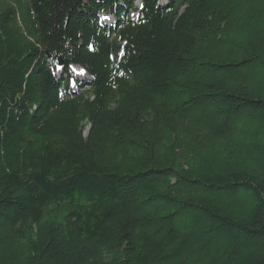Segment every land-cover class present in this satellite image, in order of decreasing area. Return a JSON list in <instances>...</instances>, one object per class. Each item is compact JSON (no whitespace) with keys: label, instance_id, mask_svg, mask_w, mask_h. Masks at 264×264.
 Instances as JSON below:
<instances>
[{"label":"trees","instance_id":"obj_1","mask_svg":"<svg viewBox=\"0 0 264 264\" xmlns=\"http://www.w3.org/2000/svg\"><path fill=\"white\" fill-rule=\"evenodd\" d=\"M137 2L0 0V264H264V0Z\"/></svg>","mask_w":264,"mask_h":264},{"label":"rangeland","instance_id":"obj_2","mask_svg":"<svg viewBox=\"0 0 264 264\" xmlns=\"http://www.w3.org/2000/svg\"><path fill=\"white\" fill-rule=\"evenodd\" d=\"M21 15H22V20L25 23L28 20L29 17V9L24 6L23 9L21 10ZM105 16H101V21L104 22L106 20V18H104ZM114 20H111L109 22L106 23H113ZM105 23V22H104ZM72 76L73 78L77 81V80H85V79H89V75L86 73V71L79 66H74L72 68ZM74 88H77L76 84H73ZM89 129V128H88ZM88 132V130H87Z\"/></svg>","mask_w":264,"mask_h":264},{"label":"water","instance_id":"obj_3","mask_svg":"<svg viewBox=\"0 0 264 264\" xmlns=\"http://www.w3.org/2000/svg\"><path fill=\"white\" fill-rule=\"evenodd\" d=\"M60 64H61V65L63 64V61H62V59H60Z\"/></svg>","mask_w":264,"mask_h":264}]
</instances>
